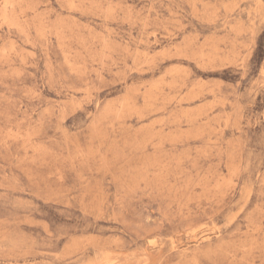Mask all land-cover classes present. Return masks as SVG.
<instances>
[{
  "label": "rangeland",
  "instance_id": "rangeland-1",
  "mask_svg": "<svg viewBox=\"0 0 264 264\" xmlns=\"http://www.w3.org/2000/svg\"><path fill=\"white\" fill-rule=\"evenodd\" d=\"M0 264H264V0H0Z\"/></svg>",
  "mask_w": 264,
  "mask_h": 264
}]
</instances>
